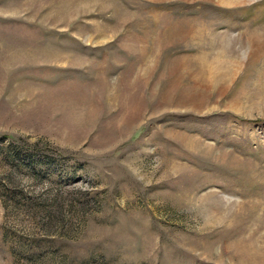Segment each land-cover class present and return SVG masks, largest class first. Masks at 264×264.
<instances>
[{
    "label": "rangeland",
    "instance_id": "1",
    "mask_svg": "<svg viewBox=\"0 0 264 264\" xmlns=\"http://www.w3.org/2000/svg\"><path fill=\"white\" fill-rule=\"evenodd\" d=\"M0 264H264V0H0Z\"/></svg>",
    "mask_w": 264,
    "mask_h": 264
}]
</instances>
